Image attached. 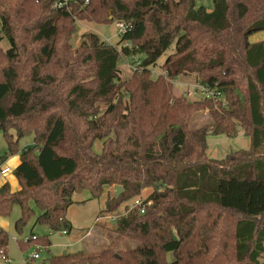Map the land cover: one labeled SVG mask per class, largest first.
I'll list each match as a JSON object with an SVG mask.
<instances>
[{
    "label": "trees",
    "instance_id": "16d2710c",
    "mask_svg": "<svg viewBox=\"0 0 264 264\" xmlns=\"http://www.w3.org/2000/svg\"><path fill=\"white\" fill-rule=\"evenodd\" d=\"M55 1L0 0V163L19 156V189L0 186V218L17 206L19 233L34 204L35 224L69 233L74 193L99 199L118 185L103 212L120 214L149 189L144 213L132 210L115 227L136 246L116 251L110 242L48 264H263L264 43L249 38L264 32V0H211L210 11L196 0H74L69 11L52 8ZM76 21L130 29L120 47L89 32L73 49ZM131 57L139 64L120 80L118 62ZM191 74L220 97H175L171 80ZM204 111L209 122L190 128ZM239 132L247 150L206 156L207 136ZM25 136L32 145L19 151ZM34 244L50 246L47 237L18 241L21 249ZM7 245L0 228V249Z\"/></svg>",
    "mask_w": 264,
    "mask_h": 264
},
{
    "label": "rangeland",
    "instance_id": "374dc122",
    "mask_svg": "<svg viewBox=\"0 0 264 264\" xmlns=\"http://www.w3.org/2000/svg\"><path fill=\"white\" fill-rule=\"evenodd\" d=\"M16 1L17 0H11L13 3ZM196 6H203L208 11L212 10L213 8L211 0H196ZM115 22L116 21L110 24L99 25L92 22L76 21L73 26L74 32L70 40L71 47L73 49L76 48L83 39V35L88 34L89 32L97 34L98 37L104 42L108 41L107 44L109 45L120 47L119 45L121 44L118 45L120 37L116 35L117 29L115 28ZM249 41L264 43V32L254 34V36L252 35L249 38ZM2 48H5V45L2 44ZM172 52L173 48L168 50L166 54L157 61L156 66L151 69L152 78H156L160 73H162L160 66L165 57ZM135 65V57L121 59L117 65L120 80L124 81L130 78L132 72L137 68V65ZM171 84L173 85V95L175 97H184L188 101H200L203 99L201 95V89L199 87L204 85L197 80L195 74L177 77L176 79L171 80ZM195 90L196 93H194ZM104 110L105 106L100 105V111ZM206 122H209V116L207 111H204L193 117L190 123V128L194 129L200 127ZM206 144V156L210 159L220 160L230 153L239 150H247L249 147V139L241 132H239V134L233 139H228L224 136L209 135L206 138ZM31 145L32 136L20 138L17 143L19 151H22ZM100 149L101 142L96 141L94 144V150L99 152ZM5 150L6 144L2 133L0 132V156L5 153ZM11 170L13 171L12 168ZM12 171L5 175H0V183L2 179L5 176L10 175ZM113 193V187L106 188L103 195L99 199H92L90 193L86 190L79 193H74L71 197L74 203L71 204L66 211V218L71 224V231L66 235H61L59 232L49 231L47 227L35 224V219L38 217L40 211L34 204H30V207L32 208V215L28 219L27 223L23 226L21 232H16L14 229V223L19 218L20 211L17 206L14 207L10 213V216L4 219L5 226L7 227L5 230L8 234V245L6 247L7 250L5 251L8 262L4 263L0 260V264H26L25 262H28L26 260L27 256L34 251L38 253L39 258L30 260V264H48V260L52 256L79 252L83 250V243H79L78 240L80 236L83 235L89 228H95L94 230H96V232L94 231L96 233L94 236V241L96 242L97 246H99L100 243H102V245H108L110 242H113L115 244L114 249L116 251L123 250L125 245L128 247L136 246L138 244L137 242L131 239L120 238L115 232L117 220L121 216H125L127 214L125 212L133 198L120 206L118 210L120 214L103 212L107 194H109L111 197L113 196ZM149 194L150 190L145 189L141 192L139 197L145 198ZM125 206L126 208H124ZM105 216H115V220L112 218L108 220L104 219L103 217ZM98 217L103 218L98 221L102 223L95 221V219ZM32 234H34L39 239L48 237L50 246L47 248H41L40 250H35L31 246L21 249L17 241H23L25 238H30ZM119 239L120 241H118ZM169 259H172L171 255H169ZM262 262H264V255Z\"/></svg>",
    "mask_w": 264,
    "mask_h": 264
},
{
    "label": "built area",
    "instance_id": "2783aa9c",
    "mask_svg": "<svg viewBox=\"0 0 264 264\" xmlns=\"http://www.w3.org/2000/svg\"><path fill=\"white\" fill-rule=\"evenodd\" d=\"M74 2V0H56L53 5H52V8L54 9H64V10H67L69 11L70 10V4ZM87 3V0L86 2ZM115 28L117 29L116 31V35H118L119 37H121L122 35L126 34L128 32V30L130 29V25L124 21H116L115 22ZM106 43H108V41H106ZM124 46H129V43L127 42H123ZM136 59V65L138 66L139 62H138V59L135 57ZM135 65V66H136ZM165 74V73H163ZM201 89V95H202V98H213V99H217L220 97V93L215 91V90H212V89H209L207 86H201L199 87ZM194 93H196V90L194 91ZM11 170L10 166H7L5 163H0V175H5L7 173H9ZM151 205V201L148 200L146 197L145 198H141V197H135L133 198L131 201H130V205L127 207V210L125 213H128L132 210H136L138 211L139 214H143L146 207L150 206ZM124 216V215H123ZM104 219H114L115 220V216H105L103 217ZM103 218H96L95 221L98 222L100 221L101 219ZM62 234H65L66 232L65 231H61ZM36 237L35 236H32L30 238H25L24 241H27V240H35ZM41 247L40 245H35V250H40ZM38 258V253L37 252H32L31 254H29L27 256V259H36ZM0 260L3 261L4 263H7L8 262V258L7 256L5 255V250L4 249H0ZM264 264V263H263Z\"/></svg>",
    "mask_w": 264,
    "mask_h": 264
},
{
    "label": "crops",
    "instance_id": "0c3cea01",
    "mask_svg": "<svg viewBox=\"0 0 264 264\" xmlns=\"http://www.w3.org/2000/svg\"><path fill=\"white\" fill-rule=\"evenodd\" d=\"M254 36V35H253ZM254 42V41H253ZM18 163H19V156L18 155H16V156H13V157H9V159L8 160H6V162H5V164L7 165V166H10L12 169H14L17 165H18ZM5 182H7L9 185H10V188H11V190L12 191H16V190H18L19 189V186H18V183H17V181H16V179H15V177L13 176V174L11 173L10 175H8V176H5L3 179H2V181H1V183H0V186L3 184V183H5ZM68 220V219H67ZM69 221V220H68ZM98 223H102V222H98ZM35 225V224H34ZM0 228L1 229H3V230H5L7 227L5 226V223H4V218H0ZM95 228H89V229H87V231L83 234V235H81L80 236V238H79V243H83V250H81V251H83V252H86V253H94V252H97L98 250H100L101 248H102V246L104 245H102V243H100V245L99 246H97L96 245V242L94 241V236L96 235V230H94ZM6 231V230H5ZM95 231V232H94ZM59 233H61V231H59ZM70 233V232H69ZM66 234H68L67 232L65 233V234H62L61 233V235H66ZM32 236H35L34 234H32L31 235V237ZM36 237V236H35ZM88 237H91V238H88ZM47 239H48V237H47ZM24 241V240H23ZM18 242V241H17ZM35 245L36 244H34V246H33V248L35 249ZM37 245H39V244H37ZM101 246V247H100ZM104 246H106V244L104 245ZM40 247L41 248H47V247H44V246H41L40 245ZM7 250V249H6ZM5 250V251H6ZM38 258H39V255H38ZM38 258H36V259H38ZM32 260V259H31ZM34 260V259H33ZM28 262H25L26 264H30V259H28L27 260Z\"/></svg>",
    "mask_w": 264,
    "mask_h": 264
},
{
    "label": "water",
    "instance_id": "95a60500",
    "mask_svg": "<svg viewBox=\"0 0 264 264\" xmlns=\"http://www.w3.org/2000/svg\"><path fill=\"white\" fill-rule=\"evenodd\" d=\"M113 195L115 198H117L121 193V187L118 185L113 186Z\"/></svg>",
    "mask_w": 264,
    "mask_h": 264
}]
</instances>
